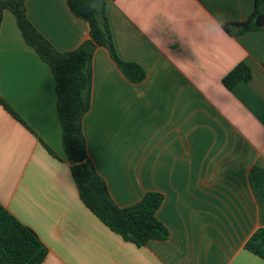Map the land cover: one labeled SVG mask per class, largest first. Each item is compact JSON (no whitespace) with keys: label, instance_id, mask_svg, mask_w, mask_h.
<instances>
[{"label":"crops","instance_id":"0c3cea01","mask_svg":"<svg viewBox=\"0 0 264 264\" xmlns=\"http://www.w3.org/2000/svg\"><path fill=\"white\" fill-rule=\"evenodd\" d=\"M117 55L139 64L129 81L104 46L91 58L87 154L119 207L150 190L163 240L137 246L80 200L61 145L55 80L23 39L13 14L0 20V204L46 247L39 264H264L244 247L264 227L248 173L264 166V31L228 33L254 0H104ZM33 26L58 51L89 38L67 0H25ZM251 72L231 88L238 63ZM50 150V151H49Z\"/></svg>","mask_w":264,"mask_h":264},{"label":"trees","instance_id":"16d2710c","mask_svg":"<svg viewBox=\"0 0 264 264\" xmlns=\"http://www.w3.org/2000/svg\"><path fill=\"white\" fill-rule=\"evenodd\" d=\"M67 5L74 16L85 19L89 24V38L71 50L58 51L41 35L27 18L25 0H0V20L2 10H9L25 42L51 69L55 80L61 145L80 200L111 230L137 246L149 239L163 240L167 238L168 230L156 216L163 195L150 190L135 203L117 206L105 180L96 172L87 154L82 130V118L90 105V63L94 47L104 46L113 62L131 82H139L144 78L143 68L117 55L107 23L104 0H67ZM222 26L230 34L264 31V0H254L253 10L245 19L224 22ZM250 77L249 67L240 62L223 77L222 83L226 88H231L238 81H248ZM0 105L28 128L1 96ZM248 178L252 191L264 203V166L251 167ZM244 247L264 259V227L257 228ZM46 253L47 249L36 233L0 204V264H39Z\"/></svg>","mask_w":264,"mask_h":264}]
</instances>
